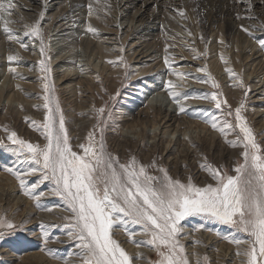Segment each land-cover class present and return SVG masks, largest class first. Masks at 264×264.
Wrapping results in <instances>:
<instances>
[{
	"label": "rangeland",
	"instance_id": "1",
	"mask_svg": "<svg viewBox=\"0 0 264 264\" xmlns=\"http://www.w3.org/2000/svg\"><path fill=\"white\" fill-rule=\"evenodd\" d=\"M68 1L70 0H12L16 5L11 9L12 14L9 16L7 13H0V86H3L5 92L9 90L11 95L16 94L13 103L4 100L6 97L0 94V98H3L0 103V107L2 106L0 140L5 144L9 143L3 131L4 127H7L15 131L19 138L44 146L46 143L44 138L25 121L27 118L28 121H36L37 124L43 122L44 84L47 83L55 90V98L65 118L70 146L77 153L82 152L78 146L86 143L89 133H93L99 140L100 132L97 128L102 125H98V110L103 107L106 109L103 118H107L104 130L105 145L108 152L117 156L121 163L132 157L144 165H149L155 160L158 166L162 163L163 167H167L168 174L173 176V179L177 178L187 183L186 179L191 177L192 182L199 187L215 182L206 171L198 168L193 170L191 176H187L190 171L186 168L188 163L194 165L196 162L205 163L210 159L214 167L224 166L229 174L234 175L232 170L236 161L242 159L239 156L242 148L229 146L225 142V137L210 128L208 124L206 126L200 119L189 118L184 114L176 115L177 118H181L182 115L183 120L186 118L184 122H196L199 127H206L208 136L206 135L205 138L209 139L210 135L213 136L212 138L217 142V150L213 152L210 148L206 149V146L201 147V144H198L195 152L185 158L186 164L182 168L184 172L182 169L173 172V168L169 167L171 161H180L179 164L184 162L182 151L187 148L183 146L184 144L174 147V151L167 155L166 141L169 136L164 135L160 140L159 137L153 138L154 131L158 132L160 126H156L157 130H155L153 128L155 126L151 127L150 124L141 125L137 128V134L134 130L128 129V125L133 121H147L139 113H144L150 106L161 109L164 115L173 114L175 110L178 112L177 105L172 102L164 87L165 82L171 80L179 86L178 91L189 96L217 92L220 99L226 100L233 111L243 101L242 115L251 127L256 141L264 148V92H262L264 91V50H261L258 43L241 30V25L259 28L264 24V3L261 0H250V2L256 1L251 7V12L248 11L247 3H238V0H235L231 3L234 15L230 16L227 23L214 24L211 33L200 21L202 14L200 0H148L149 3L154 1L160 6L154 3L142 4L147 0H130L128 9L114 5L120 0H117L119 2L82 0L81 8L77 12L78 16L75 18L79 21L74 23L77 28L72 26V23H68L70 22L67 18ZM163 5L169 9L163 8ZM219 6L217 3L209 2L206 13L210 16L214 15ZM41 11L45 13L41 21L45 47L43 57L40 55L38 40L24 37L27 45L25 50L20 44L9 41L3 32L5 22L13 21L7 26L17 35L23 36L26 30L24 26L31 25L40 18ZM237 15L240 19H237ZM249 15L254 16L255 19H248ZM140 19H143V22H139ZM144 21H153L155 25L151 30L146 29L150 24L146 25ZM143 25H145L144 29L141 27ZM89 26L96 29V34L87 31ZM139 27L141 30L137 31ZM253 35L264 38L260 31L254 32ZM221 40L224 41L223 44L220 43ZM9 55H16L19 63L10 64L7 60ZM166 57L171 67L165 65ZM41 59H44L51 70L47 81L43 78L44 73L40 71ZM10 67L16 69V78L9 72ZM198 68L204 71L198 72ZM226 69H231L235 76L243 81L244 87L237 86L238 81L230 78ZM63 73L74 76L71 80L64 81L66 78L61 80ZM185 73L190 75H181ZM197 78L203 80L210 78L219 87L213 88L211 82L200 83ZM79 79L82 80L81 84H77ZM73 85L82 87V92L73 96L71 94ZM245 92L248 93L246 96ZM193 100L198 102L194 104L192 99H188L182 103L188 109H214V105L206 100L194 98ZM259 111L260 113L256 114ZM229 119L234 120V117ZM185 126L187 127L186 124ZM140 130L146 132L148 137L142 138ZM162 131H165L164 128ZM196 133L198 129L192 132L193 137L197 136ZM199 133L202 139L204 133ZM172 138L174 139L175 136ZM179 139L181 140V136ZM227 139L235 140L236 136L230 134ZM197 151L199 152L196 153ZM222 152L225 156L221 160ZM13 163L14 158L8 152L0 150V168ZM16 167L22 166L16 165ZM148 172L150 175H162L156 168H149ZM6 178L12 179L15 189L0 198V214L6 215V218L14 224H22L25 230L17 231L14 235H7L0 240V264H82L81 257L75 254L79 252L76 248L77 242L67 235L68 221L65 218L71 214L65 210L61 198L47 194L51 186L47 183L40 186L38 191H44L46 195L40 198L42 207H37L35 201L22 194L16 179L2 170H0V187L6 184L4 181ZM35 179V177L29 178L30 182H34ZM41 199L49 200H45L48 201L46 203ZM45 207L50 210H43ZM40 223L53 228L50 230L47 228L52 239L46 244L43 241ZM182 223L183 235L180 243L185 246L190 264H241L242 257L237 255L238 246L230 243L229 240L247 239L245 233L206 220L202 216L186 218ZM201 224L204 226L203 229L199 228ZM128 228L140 233L139 226L128 225ZM114 238L130 256L135 258L139 254L143 257L135 260L134 264H150L157 259L155 251L150 246L144 244L136 247L135 244L128 242L127 235L120 229L115 231ZM135 239L146 241L149 237L138 234ZM206 239L211 240V245H203ZM41 246L52 249L56 258H50L41 252L39 250ZM239 247L243 248L245 245Z\"/></svg>",
	"mask_w": 264,
	"mask_h": 264
},
{
	"label": "snow or ice",
	"instance_id": "2",
	"mask_svg": "<svg viewBox=\"0 0 264 264\" xmlns=\"http://www.w3.org/2000/svg\"><path fill=\"white\" fill-rule=\"evenodd\" d=\"M238 2L247 3L248 11L251 12L250 0ZM261 2L264 3V0ZM15 7L12 0H0V13L10 16L11 9ZM44 14L41 11L40 18L33 24L24 26L26 30L23 36L17 35L7 26L13 21L5 22L3 32L9 41L20 44L25 50L27 45L24 37L38 40L40 55L43 57L45 47L41 21ZM89 14H92L91 8ZM247 18L255 19L252 15ZM237 19H240L239 15ZM241 30L264 50V38L253 35L260 31L264 36V24L259 28L241 25ZM87 31L96 34V29L91 26ZM220 43L223 44L224 41L221 40ZM7 60L10 64L19 63L16 55H9ZM39 63L40 71L44 73L43 78L47 81L51 70L44 59ZM165 65L171 67L167 57ZM197 71L204 69L198 68ZM226 71L230 78L238 81L237 86L244 87L243 81L231 69ZM9 72L16 78L14 67H10ZM197 80L200 83L211 82L213 88L219 87L210 78ZM164 87L172 102L177 105L178 114L200 119L225 137L229 146L242 148L239 153L242 159L236 161L232 170L234 175L229 174L223 166L217 168L210 163H202L199 167L208 173L215 184L208 183L199 187L192 182L191 177L187 183L173 179L167 169L162 165L158 166L155 160L144 165L132 157L121 163L117 156L108 152L105 145L107 118H103L106 111L103 107L98 110V125H102L97 128L100 132L99 140L93 133H89L86 143L78 146L82 152L77 153L70 146L65 118L55 98V90L47 83L44 84L43 122L37 124L27 118L25 121L40 133L46 143L44 146L33 144L4 127L9 143L5 144L0 140V150L8 152L14 158V163L0 170L13 176L22 194L35 201L37 207H42L40 198L46 195L38 189L45 183L51 186L47 194L61 198L65 210L71 214L65 218L68 221L67 235L77 242L79 252L75 254L81 257L82 264H134L135 260L143 259L139 254L134 258L126 252L114 238L117 229L125 232L129 243L136 247L147 244L155 251L157 259L150 264H190L185 246L180 243L183 235L182 222L186 218L199 216L246 234L247 239L229 240L238 246L237 255L242 257L241 264H264V148L256 141L251 127L242 115L243 101L233 111L226 100L220 99L217 92L189 96L178 91L179 86L171 80L166 81ZM247 94L245 92V96ZM193 98L208 101L214 105V109L186 108L182 101ZM229 117H234V120ZM230 134H234L236 139H227ZM185 139L189 140L187 136ZM189 143L191 144L190 140ZM149 168H156L162 175H150ZM31 177L36 178L34 182H30ZM43 210L50 209L45 207ZM128 225L139 226L140 233L131 231ZM40 227L46 244L52 239L47 232V228L52 226L41 224ZM203 227L202 224L199 226L200 229ZM24 230L22 224H14L6 215L0 214V240ZM138 234L148 236L149 239L137 241L135 237ZM241 245L245 247L241 249ZM39 250L50 258H56L50 248L41 246Z\"/></svg>",
	"mask_w": 264,
	"mask_h": 264
},
{
	"label": "bare ground",
	"instance_id": "3",
	"mask_svg": "<svg viewBox=\"0 0 264 264\" xmlns=\"http://www.w3.org/2000/svg\"><path fill=\"white\" fill-rule=\"evenodd\" d=\"M36 1V0H35ZM158 1H161V0H158ZM237 1V0H236ZM89 2V1H88ZM114 2H119V1H117V0H114ZM188 2V4H189V1H187ZM209 2H214V3H217V4H219L220 6H219V9L217 10V13H215L214 15H209L208 13H206V8H208V6H209ZM233 2H235V0H200V7L202 8V14L200 15V21H202V23H203V25L205 26V27H207L209 30V32L211 33V32H213V29H211V27L214 25V24H219V23H227L229 20H230V16H232V6H231V3H233ZM254 2H256V1H254ZM253 1L251 2V4H252V6L253 5H255V3H254ZM152 3H154L156 6H160V4H158V3H156V2H152ZM152 3H149V1L147 0V1H145V2H143L142 4H145V5H147V4H152ZM239 3V2H238ZM68 4H69V8H68V11H67V18H69L70 19V22H68V23H72L71 25L72 26H74L75 24V22H77V21H79V19H75L77 16H78V11L80 10V8H81V5H82V0H70V1H68ZM114 4V3H113ZM114 5H119V8H123L124 7V9H128L129 8V5H130V0H120V2L119 3H115ZM181 5V4H180ZM67 7V6H66ZM163 8H165V9H169L167 6H165V5H163L162 6ZM172 7V6H171ZM234 8V7H233ZM183 9V8H182ZM253 12V11H252ZM176 13V12H175ZM119 15V14H118ZM234 15V14H233ZM66 19V18H65ZM68 20V19H67ZM81 20V19H80ZM199 20V19H198ZM69 21V20H68ZM220 21H222V22H220ZM139 22H143V19H140V21ZM145 23H146V25H147V23L148 24H150V25H148L147 26V28L146 29H150L151 30V28H152V26H154L155 24H154V22L153 21H144ZM81 24V23H80ZM79 24V25H80ZM65 25V24H64ZM70 25V26H71ZM78 25V26H79ZM71 26V27H72ZM76 26V25H75ZM74 26V27H75ZM81 26V25H80ZM144 26L145 25H143V26H141L143 29H144ZM232 26H235L234 24H232ZM141 27H139L138 29H137V31H140L141 30ZM75 28H77V27H75ZM203 28V27H202ZM234 28V27H233ZM131 29H133V27H131ZM154 29V28H153ZM163 29V28H162ZM235 29V28H234ZM239 29V28H238ZM178 30V29H177ZM134 31V30H133ZM136 31V32H137ZM57 32H59V31H57ZM180 32V31H179ZM259 35V34H258ZM256 46V45H255ZM100 50H102V49H100ZM241 52V51H240ZM59 63V62H58ZM72 66V65H71ZM72 68V67H71ZM69 71V70H68ZM71 72V71H70ZM24 73V72H23ZM24 75H26V73L24 74ZM63 75V79H61V80H64V78H66L64 81H66L67 79H72L71 77L72 76H74L73 74L71 75L70 73L69 74H66V73H63L62 74ZM27 76H30V75H27ZM92 78V77H91ZM181 78V77H180ZM4 80V79H3ZM69 80V81H70ZM90 80V79H89ZM180 80V79H179ZM182 80L183 79H181V82H182ZM4 82H5V80H4ZM184 82V81H183ZM8 83H9V81H8ZM82 83V80L81 79H79V81H78V83L77 84H81ZM89 83V82H88ZM176 83V82H175ZM193 83H195V82H193ZM15 84H17V83H15ZM91 84V83H90ZM89 84V85H90ZM199 84V83H198ZM256 84V83H255ZM195 85V84H194ZM7 86H9V84L7 85ZM15 86V85H14ZM181 86H182V84H181ZM196 87V86H195ZM82 88V87H81ZM80 88V86H74L73 85V87H72V89H71V94H73V96L74 95H76L77 93H79V92H82L81 89ZM193 88V87H192ZM257 88H259V87H257ZM201 89V88H200ZM178 90V89H177ZM186 90H188V89H186ZM184 91V90H183ZM197 91V90H196ZM84 92V91H83ZM154 92V91H153ZM262 92H264V91H262ZM0 94L1 95H3V97L5 98L6 97V99H4V100H7L8 102H10V103H13V99H15L16 100V94L14 93V94H10V91L8 90V91H4L3 90V86L1 87L0 86ZM195 94V93H194ZM19 97V96H18ZM1 99H3V98H0V103H2L1 102ZM194 100L192 99V102H193ZM195 102H198V101H195ZM195 102H193L194 104H195ZM200 102V101H199ZM261 102V101H260ZM264 102V101H263ZM105 102H103V104H104ZM206 104H208V103H206ZM2 105V104H1ZM147 106V105H146ZM149 106V105H148ZM147 106V107H148ZM146 107V108H147ZM153 107V106H152ZM155 107V106H154ZM194 107V106H193ZM204 107V106H203ZM0 108H2V106L0 107ZM153 109V112H151V110ZM148 110H150V111H148ZM148 110H145V112L143 113H139L140 114V116H142L143 118L145 117L146 119H147V121L146 120H140V121H138V120H136V121H133L130 125H128V129H130V130H134V133L135 134H137V128L139 127V126H141V125H147V124H150L151 125V127L152 126H155V127H153V128H155V130H157L156 129V126H160L161 128L159 129V131L157 132V131H154V136H153V138L154 139H156L157 137H159V140L160 139H163V137H164V135L166 136H169L168 137V139H167V141L166 142H168V148L166 149V154L168 155V154H171V152H173L174 151V147H177V146H179V145H182V144H184L183 146L184 147H187V148H184V150L182 151V153H183V156H182V159H183V163H181V164H179V162H174V161H171L170 163H169V167L170 168H173V172H175V171H178V170H180V169H182L184 166H185V164H186V160H185V158H187V157H189V155L191 154V153H193V152H195L194 150H195V148L196 147H198V144H201V147H203V146H206V149H209L210 148V150H213V152L214 151H216L217 149H216V140L214 139V138H212V137H210L211 135H210V132H209V139H206L205 138V136L207 135L206 134V131H205V128L206 127H199L197 124H195V123H187V122H184V120L186 119H182V115H181V118H177L176 117V115H177V113L178 112H176V110L174 111V113L173 114H166V115H164V111L162 112L161 111V109H154V108H151V106L150 107H148ZM262 110V109H261ZM168 111V110H167ZM168 113V112H167ZM260 113V111L258 112V113H256V114H259ZM186 116V115H185ZM150 117H151V119H150ZM184 117V116H183ZM189 119V118H188ZM190 120V119H189ZM264 121V120H263ZM5 122H7V121H5ZM126 122H128V121H126ZM130 122V121H129ZM201 123V122H200ZM185 124L187 125V127L185 126ZM202 124V123H201ZM264 124V123H263ZM194 125V126H193ZM203 126V125H202ZM206 126H207V124H206ZM210 126V125H209ZM127 127V126H126ZM143 127V126H142ZM140 128V127H139ZM146 127H144V129H145ZM148 128V127H147ZM163 128H164V132L162 131L163 130ZM193 128H194V130L195 129H198V133H196L197 134V136H194L193 137V135H192V132L194 131L193 130ZM211 128V127H210ZM170 129H171V131H170ZM141 131V130H140ZM211 131V130H210ZM191 132V133H190ZM195 132H197V130L195 131ZM199 132H201L202 134L204 133V137L201 139L199 136H200V133ZM212 133V132H211ZM152 134V133H151ZM194 134V133H193ZM215 134V133H214ZM140 135V134H139ZM172 135V136H171ZM216 135V134H215ZM142 138L143 137H148V136H146V132H142L141 131V135H140ZM152 136V135H151ZM173 136H175V138L173 139L172 137ZM180 136H181V140L179 139L180 138ZM188 137L189 138V140L191 141V144L189 143V140H186L185 139V137ZM208 136V135H207ZM217 137V136H216ZM218 137H219V135H218ZM182 138L184 139V140H182ZM196 139H198L197 141H196ZM220 139V138H219ZM140 140H142V139H140ZM165 140V139H164ZM154 141V140H153ZM125 142V141H124ZM127 142H132V141H130V140H127ZM139 142H141V141H138V143ZM165 142V143H166ZM134 144V143H133ZM172 144V145H171ZM138 145V144H137ZM192 145H195V147H193ZM142 147V146H141ZM191 148L193 149V150H191ZM139 149V148H138ZM137 149V150H138ZM178 150V149H177ZM203 150V149H202ZM137 152V151H136ZM156 152V151H155ZM162 152H163V150H162ZM176 152V151H175ZM199 151H197L196 153H198ZM203 154V153H202ZM157 155V154H156ZM170 156V155H169ZM180 156V155H179ZM208 156V155H207ZM224 152H222V155H221V160L224 158ZM192 157V156H191ZM197 157H199V156H197ZM181 158V157H180ZM204 158V157H203ZM176 159V158H175ZM196 159V158H195ZM205 159V158H204ZM213 159V158H212ZM151 160V159H150ZM152 160H153V158H152ZM163 160V159H162ZM169 160H170V158H169ZM190 160V159H189ZM208 161H206L207 163H210L211 164V162H212V160H210V159H207ZM221 160H219V161H221ZM214 161V160H213ZM156 162V161H155ZM222 162V161H221ZM145 163H147V162H145ZM165 163V162H164ZM168 163V162H167ZM187 163H188V161H187ZM162 164V163H161ZM160 164V165H161ZM200 164H202V163H198V162H196L194 165H190L189 163L187 164V166H186V168H188L190 171L187 173V176H191L192 175V172H193V170H195L196 168H198V169H200L201 170V168L199 167V165ZM224 167V166H223ZM167 168V167H166ZM185 169V168H184ZM187 169V170H188ZM225 169V168H224ZM197 170V169H196ZM199 170V171H200ZM170 171V170H169ZM172 171V170H171ZM182 171H183V169H182ZM184 172V171H183ZM182 172V173H183ZM181 173V174H182ZM175 174V173H174ZM206 174V173H205ZM208 175V174H207ZM184 176V175H183ZM182 176V177H183ZM186 176V177H187ZM173 177V176H172ZM180 177V176H179ZM178 177V178H179ZM174 178H176V177H174ZM197 178V177H196ZM205 178V177H204ZM208 178V177H207ZM206 178V179H207ZM177 179V178H176ZM200 179V178H199ZM198 179V180H199ZM186 180H188V179H186ZM1 181V180H0ZM5 185L3 186V187H0V198L3 196V194H9V193H11L14 189H15V186H13V181H12V179H9V178H6L5 180ZM185 182V181H184ZM8 183H10V184H8ZM204 185V184H203ZM44 186V185H43ZM42 200V199H41ZM44 200V199H43ZM42 200V201H43ZM45 200H49V199H45ZM44 200V202H48V201H45ZM26 202V201H25ZM29 212H30V210H29ZM31 217V216H30ZM44 219V218H43ZM202 222V221H201ZM44 223V222H43ZM40 224H42V223H40ZM205 224V223H204ZM34 225V224H33ZM36 225V224H35ZM51 225V224H50ZM50 229H53V228H48V230H50ZM185 229V228H184ZM34 232V231H33ZM186 232V231H185ZM221 235V234H220ZM237 236V235H236ZM188 237V236H187ZM237 238V237H236ZM187 239V238H186ZM190 239H191V237H190ZM219 239V238H218ZM193 240V239H192ZM202 241V240H201ZM186 242V241H185ZM193 242V241H192ZM58 244H61V243H58ZM49 245V244H48ZM63 245V244H62ZM203 245L204 246H209V245H211V240H208V239H206V240H204L203 241ZM58 246V245H57ZM52 248H54V247H52ZM56 248V247H55ZM58 248V247H57ZM64 248V247H63ZM212 248V247H211ZM209 249V248H208ZM242 249V248H241ZM63 251V250H62ZM219 251V250H218ZM58 252V251H57ZM60 252V251H59ZM219 253V252H218ZM208 254V253H207ZM36 257V256H35ZM38 257V256H37ZM39 258V257H38ZM41 258V257H40ZM35 260H37V259H35ZM38 261V260H37ZM38 263V262H37Z\"/></svg>",
	"mask_w": 264,
	"mask_h": 264
}]
</instances>
